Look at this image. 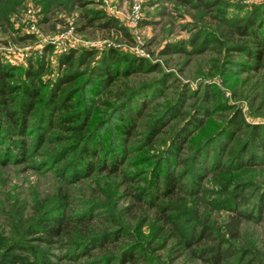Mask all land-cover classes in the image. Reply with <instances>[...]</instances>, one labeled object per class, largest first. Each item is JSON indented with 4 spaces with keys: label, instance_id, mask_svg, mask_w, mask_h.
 <instances>
[{
    "label": "rangeland",
    "instance_id": "obj_1",
    "mask_svg": "<svg viewBox=\"0 0 264 264\" xmlns=\"http://www.w3.org/2000/svg\"><path fill=\"white\" fill-rule=\"evenodd\" d=\"M197 1L79 0L75 6L47 11L42 0H11L13 12L0 24V64L11 68L14 83L27 81L24 70L44 67L41 80L49 82L47 91L56 89L67 74L89 72L80 79L92 78L98 85L89 93L77 82L62 93L73 95L72 102L82 105L69 112L83 117L86 131L37 125L34 135L24 137L32 150L25 160L17 150L16 159L8 160L11 144L1 138V247L28 241L33 251L50 252L53 264H210L196 258V249L174 247L193 232L196 219L215 228V219L226 214L215 211V165L221 159L216 157L218 145L224 144L221 152L226 149L223 132L230 120L240 114L244 123L264 125V63L255 68V62H247L233 45L230 26L251 17L255 8L262 11L264 0H208L214 5L208 11ZM219 8L226 11L229 24L212 17ZM108 17L119 27L104 28ZM253 42L248 46L255 50ZM168 46L176 52L165 53ZM73 51V69L60 66ZM88 51L95 55L88 62L96 67L112 52L120 56L113 70L123 72L129 60L138 58L160 71L105 82L90 73L91 65L79 66L80 56ZM30 122L36 126L38 121ZM127 127L130 134L124 131ZM175 134L185 139L179 151L170 145ZM85 144L97 158L112 155L117 170L102 172L94 157L82 160ZM168 160L169 172L182 170L186 175L187 188L199 190L196 181L201 180L207 188L203 199L184 191L161 199L154 182ZM179 161L184 164L180 170ZM262 171L246 174L260 176ZM59 190L65 194L70 219L66 232L75 242L71 246H49L39 239L44 232L38 218L54 213ZM139 190L148 192V200L136 198ZM157 203L169 204V223L160 221L163 212L154 208ZM162 225L166 249L161 239L153 245L148 242ZM247 229L263 240V252L264 229L252 224ZM32 231L38 232L30 235ZM140 241L147 260L125 261L124 254L135 252ZM151 247L157 251L151 252Z\"/></svg>",
    "mask_w": 264,
    "mask_h": 264
},
{
    "label": "trees",
    "instance_id": "obj_2",
    "mask_svg": "<svg viewBox=\"0 0 264 264\" xmlns=\"http://www.w3.org/2000/svg\"><path fill=\"white\" fill-rule=\"evenodd\" d=\"M42 1L46 2L47 11L57 7L75 6L79 2V0ZM184 1L189 3L191 0ZM197 3L204 11H208L214 6L208 0H198ZM216 6L217 4H215ZM13 9L11 0H0V24L9 19ZM253 11L254 14L251 17L247 16L242 20H235L230 23V26L232 36L236 39L233 45H235L237 51L243 52L247 62H255V65H257L255 68H257L264 63V9L260 11L255 8ZM226 15V11L219 8L215 14H212V17L215 18V21L219 20L226 25L229 24ZM102 26L104 28L119 27L118 22L109 17L102 23ZM215 26L220 27L219 23ZM252 41H254L253 45H256L255 50L248 46ZM174 52H176L174 47L168 46L165 53L173 54ZM84 55L85 58H83ZM94 56L93 52H85L80 56L79 66L88 65L90 67L91 64L88 61L92 60ZM75 58L76 53L74 51L70 52L67 59L60 63V66L65 65L69 69H73ZM119 59V54L108 52L102 58V68L92 64L90 73L95 74L94 77L105 82L115 83L120 77H130L147 70L149 73L160 71L154 66L147 67L146 62L138 58L129 60L130 66L123 72L118 69L113 70L112 66ZM125 61H128V59ZM95 68L98 69L97 73ZM10 69L9 66L0 64V134H2L0 140L4 136L11 144L9 146L10 150L8 148L9 151L6 154L8 160H14L16 150L22 156L21 159L25 160L26 157H30L32 150L24 137L36 133L37 125L38 128L40 124H45L48 128L61 127L65 132L86 131V121L82 119L83 117L80 118V116L74 114L75 110L82 105L72 102L73 95L66 94L63 97L62 93L67 91L65 87L77 82H82L89 93L91 89L96 88L98 84L92 78L80 79L83 75H88V71L86 74L80 73L77 76L64 75L57 82L56 89L52 91L50 88L47 91L49 82L41 80V75L45 72L44 67L35 70L30 67L24 70V80L27 81L22 83L21 79L16 80L18 83L13 82L14 73ZM19 91L23 92L22 95L19 94ZM42 117V121H39ZM33 119L38 121L36 126L30 122ZM193 119L194 121L197 120L195 117ZM229 123L230 126L227 128V132L226 129L223 132L227 139L226 149L221 152L225 148L223 147L224 144L222 146L218 145L216 157L218 158V155H220L221 159L215 165V211L225 212L226 214L220 221L215 219V228L210 227L208 221L196 219V227L193 226V232L183 240H179L174 248L180 249L182 247V250L196 249V258L203 259L210 264H262L264 261V251L262 252L263 248L261 247L263 240L254 233L249 235L247 226L252 224L257 228L264 229V125L244 123L240 114L234 116V119L230 120ZM129 128L124 129L126 134L131 133ZM184 140L178 138V135L175 134L170 144L171 149L179 151L185 145ZM0 146H3V144ZM12 146L13 150L11 149ZM82 154H85L82 160L94 157L99 162V169L102 172L111 173L117 170L118 165L113 167L112 155L97 158L93 152L89 151L86 144L82 146ZM226 155L228 156L226 157ZM169 161L164 164L166 167H161L162 173H164L155 177L154 187L159 190L161 199L166 198L167 195H175L180 191H184L189 197L203 199L202 197L207 188H204V184L200 182L201 180L196 181L199 190L194 191L187 188L183 184L186 175L181 172L182 170L169 172ZM178 163L177 169H183L184 164L180 161ZM259 170H263L260 176L246 174L256 173L255 171ZM249 178H254V180L252 179L253 184H249ZM57 198L58 204L55 210L52 211L54 213L38 218V227L44 232V236L39 239L49 246L55 243L71 246L75 242H72L70 235L66 232L70 225V219L63 199L65 194L59 190ZM136 198L139 201H146L149 194L147 191L143 193L140 191ZM154 208L163 212L160 221H163L164 224L169 223L172 217L169 214L172 211L169 204L160 205L157 203ZM161 228H163V225L150 238L149 244L153 245L157 240H162ZM37 232L32 231L30 235H35ZM83 240H87L86 236H83ZM143 242H138L134 248L135 252L124 254L123 259L133 263H143L144 260H147L146 256L141 253L144 249ZM167 246L168 241L164 238L162 247L166 249ZM149 250L151 252L157 251L152 247ZM0 251V264H28L30 261L35 264H53L52 258L49 257L50 252L42 254L41 252H35L28 241L9 242L3 247L0 246Z\"/></svg>",
    "mask_w": 264,
    "mask_h": 264
}]
</instances>
